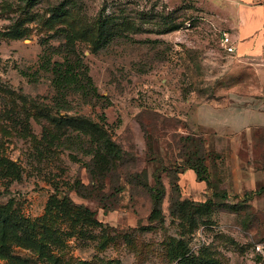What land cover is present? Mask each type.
Wrapping results in <instances>:
<instances>
[{
	"label": "rangeland",
	"instance_id": "374dc122",
	"mask_svg": "<svg viewBox=\"0 0 264 264\" xmlns=\"http://www.w3.org/2000/svg\"><path fill=\"white\" fill-rule=\"evenodd\" d=\"M212 16L199 0H0V264H264V197L179 183L214 170L192 105L239 79ZM63 30L106 100L62 99L40 70Z\"/></svg>",
	"mask_w": 264,
	"mask_h": 264
},
{
	"label": "crops",
	"instance_id": "0c3cea01",
	"mask_svg": "<svg viewBox=\"0 0 264 264\" xmlns=\"http://www.w3.org/2000/svg\"><path fill=\"white\" fill-rule=\"evenodd\" d=\"M199 1L229 34L235 47L228 53L232 74L239 79L220 98L193 104L188 121L213 140L209 183L228 192L226 197H264V0ZM180 178L190 190L210 191L192 169L185 168Z\"/></svg>",
	"mask_w": 264,
	"mask_h": 264
},
{
	"label": "trees",
	"instance_id": "16d2710c",
	"mask_svg": "<svg viewBox=\"0 0 264 264\" xmlns=\"http://www.w3.org/2000/svg\"><path fill=\"white\" fill-rule=\"evenodd\" d=\"M73 4L64 3L61 8L52 10L51 14L61 17L65 15L70 17L72 15ZM17 37H20L19 33H15ZM50 39L59 41L58 46L50 44ZM43 52L40 56V70L49 73L52 76V87L58 97L67 99L70 94H79L86 103H93L101 99L102 97L95 86L92 77L89 74L88 67L84 64L80 55L77 52L74 37L67 31L57 32L50 37L43 40L42 43ZM54 57H59L60 60L54 61ZM204 141H202L203 143ZM98 148L103 149V145H98ZM102 151V150H101ZM96 151V153H101ZM185 168H189L195 171L198 180L208 182V168L204 165L203 160L198 161L196 165H187ZM152 199L154 203L153 213L158 212V207L162 202L160 197V191L157 188H153ZM158 192L156 195L155 193ZM226 193L222 194V197H226ZM247 197V195H246ZM13 222L12 215L0 211V226L7 227ZM183 257H181L182 259Z\"/></svg>",
	"mask_w": 264,
	"mask_h": 264
},
{
	"label": "built area",
	"instance_id": "2783aa9c",
	"mask_svg": "<svg viewBox=\"0 0 264 264\" xmlns=\"http://www.w3.org/2000/svg\"><path fill=\"white\" fill-rule=\"evenodd\" d=\"M221 45L227 53L229 54L234 53L235 47L231 42L230 36L227 32L221 33Z\"/></svg>",
	"mask_w": 264,
	"mask_h": 264
}]
</instances>
